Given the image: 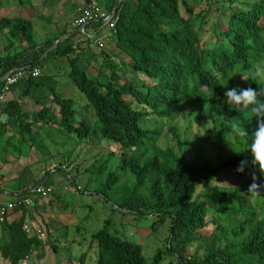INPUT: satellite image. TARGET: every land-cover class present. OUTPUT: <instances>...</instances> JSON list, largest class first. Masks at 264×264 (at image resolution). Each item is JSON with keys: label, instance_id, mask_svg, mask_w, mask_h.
<instances>
[{"label": "trees", "instance_id": "16d2710c", "mask_svg": "<svg viewBox=\"0 0 264 264\" xmlns=\"http://www.w3.org/2000/svg\"><path fill=\"white\" fill-rule=\"evenodd\" d=\"M49 1L45 0L43 5ZM195 1L200 5L206 0ZM210 1L212 9L214 3ZM116 4L113 0L107 10L96 6L113 17ZM84 5L95 4L86 0L78 5L73 21L58 37L43 45L35 42L31 21L0 19V38L9 41L7 51L19 50L0 57V80L15 71L32 73L38 69L40 77L25 78L10 93L23 99L47 88L52 96L49 101L59 108L58 114L52 113L47 101L43 103L35 95L40 107L33 116L19 100L6 99L0 104L1 114L7 118L6 124L0 126L1 133L5 135L8 129H13V135H21L19 143L27 145L28 151L38 142L41 146L42 137L52 127L61 137L75 138L78 145L99 146L103 140L117 145L120 157L115 152L99 157L86 171L90 181L94 177L103 179V195H112L120 211L138 220L152 219L151 233L169 224L170 237L166 248L158 249L149 261L141 245L111 232L113 222L109 219L92 236L91 246L98 252L97 264H164L166 256L178 264H264V192L247 193L253 175L258 177L257 183L264 185V174L252 164L249 150L258 121L250 109L238 112L227 105L224 96L227 88L236 86L264 89V78L256 75L258 70L264 74V0L243 2L242 8L234 0L215 2L217 11L228 6L231 13H221L224 22L214 23L210 30L205 27L210 12L195 17L188 0H121L113 29L99 23L86 27L87 34L97 33L104 38L103 48L95 46L82 33L72 36L80 31L72 24L77 10ZM79 36L86 41H75ZM64 37L69 38L49 52ZM83 44L89 46L88 51ZM107 46L109 51H105ZM93 47L101 51L102 66L109 69V75L100 74L97 81L89 77L88 70L96 58L91 52ZM115 51L129 63L117 61ZM91 53L92 57L87 58ZM51 56L69 61V75L85 96V109L92 111L94 125L86 116H78L72 100L57 93L54 76L43 75V65ZM122 76L127 77L125 82ZM4 87L5 82H1L0 96ZM183 109L192 112L193 122L201 127L207 118L218 124L216 116L220 115L229 134L235 135L236 128L248 132L245 143L236 136L240 149L217 166L191 162L182 149L177 152L173 147H157L163 134L149 126L147 120L157 117L167 121L169 133L180 143L175 122ZM218 135L216 129L209 130L205 143L215 142ZM13 143L12 138L7 145ZM219 151L222 153L221 146ZM117 157L116 167L111 163ZM242 159L249 163L245 173L240 174L236 169ZM24 171L15 201L30 196L39 186L49 187L44 180L51 171L41 180L28 169ZM121 171L125 175L123 180L127 179L124 185L118 174ZM200 189L204 190V201L197 199ZM28 210L24 206L12 209L0 223V261L44 264L46 245L40 236L28 233ZM197 234L207 239V255L187 258ZM52 249L58 253L55 246ZM80 264H87V255H82Z\"/></svg>", "mask_w": 264, "mask_h": 264}, {"label": "rangeland", "instance_id": "374dc122", "mask_svg": "<svg viewBox=\"0 0 264 264\" xmlns=\"http://www.w3.org/2000/svg\"><path fill=\"white\" fill-rule=\"evenodd\" d=\"M44 1L0 0V19L10 17L31 21L35 30V42L43 45L47 40L58 37L73 21L77 6L86 2V0H50L44 6ZM188 1L195 10V17L210 12V17L205 24L207 30H210L216 22H224L221 13H231V10L227 8L228 6L220 11L216 10L215 2L222 0H213L212 9H210V0H206L200 5H197L195 0ZM234 1H236L237 7L242 8L243 2L255 0ZM112 2L113 0H92V3L106 10L110 8ZM183 16L186 17L184 11ZM75 41L83 42L86 41V38L79 36ZM8 47L9 41L0 38V57H6L8 53L15 54L19 51L17 49L7 51ZM88 47V45L83 44L85 51H88ZM106 48L105 51H109L110 47L107 46ZM92 49L94 52H91L95 54L96 58L90 62L89 77L97 81L100 74L109 75V69L104 65L102 66L104 59L100 55L101 51L95 47ZM111 51L114 52V48ZM92 53L87 58L92 57ZM115 53L116 55L113 56L117 57V61L124 60L127 64L129 63L124 55L116 51ZM43 66L42 73L44 76L55 77L58 86L57 93L63 98L72 100L78 116L80 118L86 116L94 125L96 119L93 118L92 111L85 109L87 106L86 98L78 91L69 75L70 67L67 58L51 56ZM126 78L124 76L122 82H125ZM35 95L36 99L39 97L43 103L47 101L52 113H59L58 106L49 101L52 96L47 88H42L37 93H33L29 100L24 98L26 100L25 104L22 105L24 109L30 110V106L40 107L35 103ZM33 96L34 99L31 98ZM216 119L218 124L215 125L207 118L201 127L193 122L192 112L183 109L181 113L176 115L175 122L181 136L180 143L169 133L170 127L167 121L151 117L147 120V123L163 134L156 144L157 147L162 149L173 147L177 152L182 149L190 156L191 162L200 164L210 162L213 166H217L220 162L228 161L240 149L239 142L236 139V136H240L236 131L237 128L235 129V135L229 134L225 130L224 122L220 121V115H217ZM211 129H216L219 135L215 142L208 144L205 143L204 138ZM239 129L243 130L242 128ZM12 138L15 143L9 146L6 143L0 145V147H3L0 150L9 147V150L0 151L1 203L14 200V196L19 192L20 176L25 172V169L35 175L37 180H41L46 172L51 171L50 175L44 180L45 184L49 186L46 189L51 192L46 197H34L33 206L28 210L30 235L37 234L46 245L44 264H80L82 255H87V264H97L98 252L96 247L91 246L92 236L98 233L109 219L113 222L111 232L141 245L143 254L149 261L158 249L166 248L167 239L170 237L169 224L162 226L157 232L151 233L150 226L154 222L152 219L138 220V218L127 214L125 211H120L115 206L116 201L112 195H103V179L100 180V177H94L93 182L90 181V175L86 174V171L99 157L112 152L120 157L121 153L117 145L108 140H103L99 146L78 145L75 138L67 139L59 136L54 127H52L51 132L47 130V133L44 134L41 139L42 145L40 146L38 142L36 147L33 150L30 149V151H28L29 147L27 145L19 143L22 138L21 135L6 136V141ZM240 138L241 143L244 144L245 137ZM95 140H98V137ZM220 146L222 153H219ZM19 153L21 154L20 157H18ZM118 157L112 160L111 165L118 166ZM118 174L122 178L123 185L126 184L127 179L123 180L125 176L123 171ZM223 180L225 184L228 182L227 177ZM225 184L216 183L220 187L226 186ZM121 185L119 187H122ZM8 194H11V196ZM203 194L204 190L200 189L197 193L199 201H204ZM36 199L38 201L35 202ZM206 240L202 234H197L194 243L188 248L187 258L193 255L204 258L208 250ZM52 246L57 248L58 253L53 251ZM170 261H173V264H178L169 256H166L164 264H169ZM0 264L8 263L0 261Z\"/></svg>", "mask_w": 264, "mask_h": 264}, {"label": "built area", "instance_id": "2783aa9c", "mask_svg": "<svg viewBox=\"0 0 264 264\" xmlns=\"http://www.w3.org/2000/svg\"><path fill=\"white\" fill-rule=\"evenodd\" d=\"M114 17L110 16L106 11L101 9L96 5H84L77 10V17L74 20L72 26L74 29H79L82 34L87 36V39L92 41V43L98 48H103L105 45L104 38L98 36L97 33L87 34L86 27L92 24H104L105 28L109 27L113 29L114 25ZM41 76V71L36 69L32 73L25 70L15 71L10 73L9 77L4 81V94L0 96V104L6 102V94L10 93L11 88L18 85L25 78H38ZM7 118L1 114L0 110V126L6 124ZM51 191L47 190L43 186H39L31 192V195L25 198L17 199L12 203H1L0 202V223L5 220V217L9 213L10 210L15 209L17 207L21 208L22 206L27 209L32 208L33 206V198L34 197H46ZM29 233V230H28Z\"/></svg>", "mask_w": 264, "mask_h": 264}, {"label": "clouds", "instance_id": "9594fccd", "mask_svg": "<svg viewBox=\"0 0 264 264\" xmlns=\"http://www.w3.org/2000/svg\"><path fill=\"white\" fill-rule=\"evenodd\" d=\"M256 75L264 78V74L259 70L256 72ZM224 96L226 97L227 105L234 106L238 112L250 109V114L254 115L258 121L249 150L252 156V164L258 167L259 171L264 174V98H262L264 96V89L236 86L227 88ZM236 131L242 138L248 135L246 130L237 128ZM248 163L247 159H242L236 171L240 174L245 173ZM252 180L253 183L249 185L247 193L259 194L264 192V185L256 182L258 180L256 175L252 176Z\"/></svg>", "mask_w": 264, "mask_h": 264}, {"label": "crops", "instance_id": "0c3cea01", "mask_svg": "<svg viewBox=\"0 0 264 264\" xmlns=\"http://www.w3.org/2000/svg\"><path fill=\"white\" fill-rule=\"evenodd\" d=\"M65 1H67V0H65ZM69 1V0H68ZM70 1H73V0H70ZM69 3V2H68ZM74 16H75V14H74ZM22 96L21 95H15L14 93H10L9 95H7V97H6V99H7V102L8 101H11V100H19L20 101V103H21V105H23V104H25V101L26 100H29V97L28 98H26V100H24V98L22 99L21 98ZM36 103V102H35ZM37 105V104H36ZM37 106H39V105H37ZM39 108V107H38ZM38 108H36L35 106H30V110H28V109H25V111L26 112H30L33 116L38 112ZM8 132L4 135L3 133H1V130H0V145L1 144H4V143H6V145H7V143L9 142V139L6 141V136H13V134H14V131H13V129H11L10 128V130L8 129L7 130ZM8 146V145H7ZM0 148H3L2 146L0 147ZM2 150H5V148L4 149H2ZM1 150V151H2ZM7 150H9V147L7 148ZM11 150V149H10ZM9 196H11V194H8ZM13 196V195H12ZM15 199H16V195L14 196V200H12V201H9V202H6V203H12V202H14L15 201ZM2 203H4V202H2Z\"/></svg>", "mask_w": 264, "mask_h": 264}, {"label": "water", "instance_id": "95a60500", "mask_svg": "<svg viewBox=\"0 0 264 264\" xmlns=\"http://www.w3.org/2000/svg\"><path fill=\"white\" fill-rule=\"evenodd\" d=\"M116 2H117V4H116V7H115L114 12H113V17H115V16L118 14V12H119V8H120L121 0H116ZM80 34H81V31L76 32V33L73 34L72 36H77V35H80ZM72 36H69V37H72ZM69 37H64V38L60 39L58 42H56V43L54 44V46L49 50V52L52 51L53 49H55L60 43H62L65 39H67V38H69ZM46 55H47V54H46ZM9 75H10V74H8V75H6L5 77H3V78L0 80V83H1V82H4V81L7 79V77H9Z\"/></svg>", "mask_w": 264, "mask_h": 264}]
</instances>
